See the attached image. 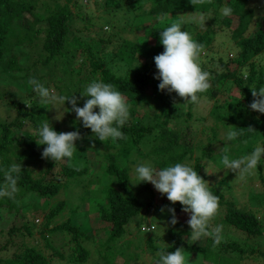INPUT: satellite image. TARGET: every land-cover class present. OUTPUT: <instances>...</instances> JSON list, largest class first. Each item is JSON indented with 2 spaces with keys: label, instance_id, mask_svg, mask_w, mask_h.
I'll return each instance as SVG.
<instances>
[{
  "label": "trees",
  "instance_id": "trees-1",
  "mask_svg": "<svg viewBox=\"0 0 264 264\" xmlns=\"http://www.w3.org/2000/svg\"><path fill=\"white\" fill-rule=\"evenodd\" d=\"M94 1L99 2L98 6L102 11H106V17L99 15V19L110 23L109 29L108 31L94 29L96 32L94 36L90 35L79 39L77 35L69 37L70 19L73 17L72 7L77 6L75 0H0V79L8 83L10 80L6 77L16 80L15 73L22 71L29 79L35 77L40 81L39 76L28 73L24 65L19 62L23 47L31 46L35 41H39L40 50L43 53L41 64H51L54 71H60L63 77L62 87L57 88L58 94L80 97V93H82L79 90L80 84L103 80L113 84L127 98V102L131 106L130 114L127 123L122 128L127 139L116 141L109 139L102 142L92 134L91 129L83 127L80 120L68 118L71 131L78 130L81 134L82 138L75 144L82 151L85 145H102L113 148L103 154L105 163L101 164V170L103 174L116 182L119 189L104 187L98 201L91 198L96 206L95 210L99 220L108 229L104 245L107 248L110 246L107 241L121 236L128 220L142 210L152 208L156 212H162V207L164 211L166 208H174L175 211L182 208L179 202L173 204L168 199L159 202L139 200L128 187V163L133 162L134 158L148 157L154 167L162 168L180 162L187 153L191 152L192 148L191 141L186 138V129L190 128L189 126L184 125L183 131L167 126L169 120L181 112L183 98L178 97L175 92L168 93L166 90H159V80L154 78L157 69L153 58L164 50L160 43L159 33L164 27L171 24L165 20L162 23L159 17L162 15L175 16L177 10L198 11L200 17L207 18L205 24H201L199 18L198 22H193L186 27L182 26V30L189 31L196 42L204 45V49L209 48L214 33L223 30L227 21L218 11L219 7L212 6L213 0H207L206 6H200V4L194 6L190 0H129L127 4L135 15L134 24L138 23L145 15L153 16V23L142 27L144 35L141 37L145 39L150 37V42L148 45H142L137 41L121 38L118 32L123 27L117 30L115 23L110 21L114 12L122 7L124 0ZM226 1L227 3L225 0H219V4L225 3V6H230L233 9L232 15L237 18L234 28L230 31V36L237 45L238 51L232 60L216 58L218 64L223 68L222 71H217L214 68L207 70L201 66L202 70L210 73L209 97L212 102L207 112L213 123H217L223 128L236 129L242 133L235 141L231 142L259 134L262 137L261 143L264 145V113L250 108L254 98L250 97L248 93V86L252 82L257 89L264 83V72L261 68H257L253 61L254 56L264 51V14L254 15L251 6L253 0ZM83 18L88 19L86 16ZM251 19L254 24L253 30L250 35L243 36ZM15 46L17 48L13 49ZM140 46L145 47V59L132 70L131 76L129 75L131 70L124 74H118L113 70V67L118 63L130 65ZM108 47L110 49H107ZM230 67L232 68L230 69ZM241 69L247 74L246 78L245 75L242 78ZM224 81L233 82L239 89L237 94L219 97L221 89L215 88V85L223 86ZM0 87V103L9 105L15 110L10 121L4 123L0 120V185L6 182L4 173L12 164H20L22 170L17 184L19 191L15 197L0 198V216H3L1 214H10L21 218L26 206L23 204L22 198L26 194L42 198L43 204L46 205L47 200L56 195L61 188L64 190L68 188L69 178H78L79 175L86 173L88 168L86 165H71L66 162V159L54 162L51 159L42 158L41 153L46 145L37 144L36 140L39 137L33 133L43 122H47V109L50 105L41 104L39 97L28 82L27 87L23 89L22 96L26 100L24 103L6 95L7 85H0ZM85 99L87 98L78 99L77 105L82 107ZM150 99L153 100V103L150 102ZM142 100L149 101L147 105L151 106L154 112L139 113V103ZM27 104L31 107H28ZM64 108L66 112L74 113L71 111L68 101H65ZM94 111L98 112L99 109L96 108ZM185 115L190 117L189 112H185ZM23 120H26L33 131L24 134L20 133L21 130L14 131V127L17 129L22 127ZM50 125L55 131L65 132L57 125L51 123ZM248 127H252L254 130L249 131ZM207 130L206 144L217 136L214 125L209 126ZM145 142L149 146L145 151H142L140 146ZM200 147L201 155L210 156V149H206V146L202 144ZM79 156H83L82 152ZM262 160L256 169L258 173L262 168L264 170V167L261 166ZM200 167L202 166L196 162L194 168L202 177V174L199 173ZM94 173L96 171H93ZM262 182L264 191V179ZM141 184L144 190L151 191L148 182H141ZM81 186L85 188L86 184L83 183ZM209 189L219 198V206L222 207L220 217L223 223L236 230L241 235V240L260 233L262 223L251 211L237 207L232 200L214 188ZM65 202L67 203V200L60 199L48 207L42 214L37 231L39 236L45 240V245H48L47 234L54 231L68 233L73 242L68 259L84 262L89 256V252L80 244V239L87 238V234L71 223V217L66 216L60 222L49 226L58 214L60 216ZM3 230H7L9 234L19 231L21 234L32 236L30 226L26 224L0 227V232ZM181 232L188 233V230L173 232L172 227H168L169 242L166 245H156L151 238H147L146 243L153 250L167 252L175 251L177 247H181L182 251L198 253L201 255L200 264H237V258L233 254H238L239 258L241 255L253 251V249L242 247L241 243L233 240L221 241L214 247L211 236H205L201 243L196 241L189 244L188 240L180 239ZM51 249L53 254L62 256L55 248ZM108 251L103 248L98 251L99 256L104 259V264H111V252ZM137 256L136 253H129L126 260ZM260 256L261 264H264V252ZM48 260V257L35 245L23 244L22 248L18 252H13L10 257H0V264H48Z\"/></svg>",
  "mask_w": 264,
  "mask_h": 264
},
{
  "label": "rangeland",
  "instance_id": "rangeland-1",
  "mask_svg": "<svg viewBox=\"0 0 264 264\" xmlns=\"http://www.w3.org/2000/svg\"><path fill=\"white\" fill-rule=\"evenodd\" d=\"M75 1L77 6L72 7L73 17L70 19L69 37L77 35L80 39L86 38V36L90 35L94 36L96 34L94 29H96V31H108L110 23H105L104 20L99 19V15L106 17V11H102L98 6L99 2L96 3L94 0ZM128 1L129 0L123 1L122 7L114 12L110 21L115 23L117 30L123 27L121 28L122 30L118 32V34L121 35V38H127L132 41H137L142 45H148L150 37H147L146 39L141 37L144 35L142 27L144 25H151V23H153V16L145 15L138 21V23L134 24L133 20H135V15L134 12L130 10L127 4ZM225 2L227 3L226 0ZM207 3L208 1L206 0V2L200 4V6H206ZM224 4H219V0L212 1V6H218V11L220 13L221 9L226 5ZM251 6L255 16L264 14V1L253 0ZM174 15L175 16L165 15V21L173 23L183 20V26L186 27L193 22H198L200 18V13L196 10H177ZM83 16L88 17V19L83 18ZM173 17L174 20L172 21ZM223 18L227 21V27L225 26L223 30L214 33L209 48L204 49L197 57L199 65L205 67L207 70L209 68H214L217 71H222L223 68L218 64L216 58L220 57L223 60H232L238 51L237 45L230 36V31L234 28L237 18L232 14L230 16L223 15ZM253 26V19H251L243 36L250 35ZM184 31L187 30L184 29ZM16 48L17 46L13 49ZM107 49H110V47ZM42 55L43 53L40 50V42L35 41L33 45L23 47V53L19 62L24 65L28 73H33L34 75L39 76L41 83L50 89H55L58 94L57 88L62 87L63 85L61 72L58 70L54 71L51 64H41L40 61L43 59ZM144 59L145 47L140 46L135 59L130 65L126 66L125 64L118 63L117 66L113 67V70L118 74H124L126 71L131 70L129 71V75L131 76L132 70L135 69ZM253 61L255 66L261 68L262 72H264V51L254 56ZM231 68L232 67H230V69ZM15 74L17 75L16 80H12L11 77H6V79L10 81L7 83L3 79H0V85H7L6 95L9 98L18 99L20 102L24 103L26 100L22 96L23 89L27 87L29 78L27 75H24L22 71H18ZM241 75L242 78H244L245 72L243 69H241ZM87 84L88 83L80 84V92L84 91ZM252 87H254L253 82L248 86L250 97H252ZM260 87H264V83H262ZM215 88L221 89L219 92V97L221 98L228 94H237V91L239 90L238 87L230 81H224L223 86L215 85ZM209 89L204 93L197 94L199 96L198 103L183 102L181 112L170 119L167 126L171 129H178L181 131H183L184 125L190 127L186 129V138L191 141V152L187 153L179 163H187L192 167H194L196 162L200 164L202 167H200L199 173L202 174L204 180L208 181L209 188H214L223 196L232 200L237 207L251 211L262 223L261 231L258 235L241 240V235L236 230L223 223L220 217L222 211L221 206H219L216 216L210 221V228H214L216 225H223L222 241L233 240L241 243L244 248L253 249L252 252L245 253L239 258L237 257L238 254H233V256L237 258V264H261L262 260L260 254L264 252V191L262 190L264 170L262 168L259 173L257 170H254L253 174L246 176L244 179H240L234 172L224 168L220 163V148L224 146V137L229 130V127L223 128L219 124L213 123L208 115L207 110L212 102L209 97ZM150 102L153 103V100L150 99ZM147 103H149V101L144 102V100L139 103V113L154 112V109L147 105ZM65 110L64 106L59 110H56L50 105L47 109V122L57 125L65 132H68L71 131L68 118L72 117V119L76 120V115L72 112L68 113ZM185 112H189L190 117H187ZM14 113L15 110L13 107L0 103V120L2 122L6 123L10 121L13 118ZM25 123L26 120H23L22 127L19 129L14 127V131L21 130V134L33 131L32 127L27 123L24 125ZM211 125L215 126L217 136L206 144L205 136L208 134L207 129ZM261 139V135L257 134L240 141L226 142V145L230 148V157L236 159L243 155L250 154L257 146H264L261 143ZM245 141H247V143H245ZM201 144L206 146V149L211 150L210 156L200 154ZM148 146L147 142H145L140 147L142 151H145ZM76 148L77 150L74 153L72 160L69 162L66 159V162L77 166L86 165L88 168L86 173L79 175L78 178L75 179L69 178L70 185L68 188L65 190L64 188H61L56 195L47 200L46 205L43 204L42 198L33 194H26L22 198L23 204H26V206L24 207L25 211L22 213L21 218L18 216L14 217L10 214H1L3 216H0V227L5 228L13 224H26L30 226V230L32 231V236L21 234L19 231L12 234L7 233V230L0 232L1 258L10 257L13 252H18L23 244H33L41 250L46 257H48V264H104V259L98 254V251L102 248L111 252V264H125V262H127V264H154V261L157 259L156 254L159 250L151 249L146 243L147 238H151L156 245H166L169 242L168 227H172L173 232L187 229L188 233L181 232L179 236L182 240H189L191 229L186 223L189 214L183 212L181 209L175 211L177 223L172 225L169 223L172 214L168 211V208L163 212H156L154 209L148 208L131 217L124 225V233L112 241H107V244L110 246L105 248L104 245L106 243L108 229L103 226V223L99 220L95 210L96 206L91 200L96 199L98 201L102 196L104 187H114L119 189L116 182L111 177L103 174L101 170V164L105 163L103 154L113 150V148L104 147L102 145H85L83 151L78 145H76ZM81 152L83 156H79ZM141 161H150V159L148 157L142 159L136 157L133 159V162L128 163V187L139 200H152L154 202L167 200L166 195H161L155 190L150 182H148V185L151 188V191L144 190L141 182L136 183L137 181L134 178V168ZM261 166L264 167V159L262 160ZM97 170L101 172H98ZM93 171H96V173L93 174ZM76 181L79 183H75ZM83 183L86 184L85 188L81 186ZM60 199L67 200V203L65 202V206L61 210L60 216L58 214L53 219L54 221L50 222L49 226L60 222L66 216L71 217V223L75 224L83 233L87 234V238L80 239V244L89 252V256L84 262L68 259L73 246V242L68 233L64 231H54L47 234L48 245H45V240L39 236L37 231V225L41 222L42 214L49 206H51V204ZM75 206H77V208H75ZM72 208H74V210H71ZM150 224H156V232L144 233L141 230V226H150ZM203 239L204 237H202L199 242L201 243ZM51 248L58 250L62 256L53 254ZM129 253H136L138 256L135 258L132 257L131 260H126ZM182 254L185 257L186 264H200L201 262V255L198 253L182 251Z\"/></svg>",
  "mask_w": 264,
  "mask_h": 264
},
{
  "label": "clouds",
  "instance_id": "clouds-1",
  "mask_svg": "<svg viewBox=\"0 0 264 264\" xmlns=\"http://www.w3.org/2000/svg\"><path fill=\"white\" fill-rule=\"evenodd\" d=\"M195 6L203 4L206 0H190ZM233 9L224 6L221 14L230 16ZM166 16L159 17L163 23ZM204 16L200 17L201 24H205ZM184 21L171 23L160 31V43L164 50L154 56L157 69L155 74L159 80L158 89L167 91L183 98L184 102L198 103V93L206 92L210 87V73L202 70L197 62V57L204 50V45L196 42L189 32L182 30ZM245 74V78H246ZM28 84L37 94L42 105H51L56 110L64 106L65 101L71 105V111L82 122L83 127L91 129L92 134L104 142L127 139L122 131L130 114V105L127 98L111 83L103 80H93L85 86L80 97L57 94L55 89H50L37 78L32 77ZM253 100L250 108L259 113H264V87H252ZM87 97L83 106L77 105V100ZM242 95L240 96V99ZM28 107L31 105L27 104ZM98 108L99 111H94ZM59 119V118H57ZM249 131L254 130L248 127ZM242 133L236 129H229L224 137V146L220 148V163L224 168L232 171L240 179L253 174L261 160L264 159V146L255 147L250 154L233 159L230 157L228 141H235ZM33 135L39 137L37 144L46 145L41 156L54 162L67 159L69 162L76 152L75 142L81 139L80 132H58L49 122H43ZM247 143V141H245ZM20 164H12L4 173L5 183L0 185V198H14L19 191L17 184L20 179ZM134 178L138 182H150L161 195H166L168 201L175 204L179 202L181 210L189 214L186 223L191 229L188 243L199 241L202 237L211 236L213 246L219 245L223 239V225L210 228V221L216 216L219 209V198L208 187V181L198 175L197 171L187 163H175L162 168H156L151 161H141L134 168ZM135 184V183H134ZM164 211V208H161ZM172 214L169 221L175 225L177 218L174 208H168ZM156 224L142 225L144 233L156 232ZM154 264H186L181 247L175 251H159Z\"/></svg>",
  "mask_w": 264,
  "mask_h": 264
}]
</instances>
